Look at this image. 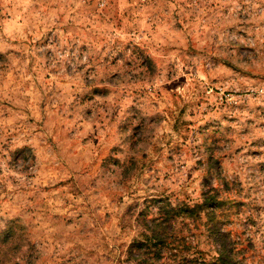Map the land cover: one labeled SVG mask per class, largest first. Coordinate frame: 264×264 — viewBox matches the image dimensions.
Masks as SVG:
<instances>
[{"label": "rangeland", "instance_id": "rangeland-1", "mask_svg": "<svg viewBox=\"0 0 264 264\" xmlns=\"http://www.w3.org/2000/svg\"><path fill=\"white\" fill-rule=\"evenodd\" d=\"M208 196L183 253L264 264V0H0L13 264H133L143 221Z\"/></svg>", "mask_w": 264, "mask_h": 264}, {"label": "trees", "instance_id": "trees-1", "mask_svg": "<svg viewBox=\"0 0 264 264\" xmlns=\"http://www.w3.org/2000/svg\"><path fill=\"white\" fill-rule=\"evenodd\" d=\"M220 202L216 196H208L200 203L162 206L155 217L143 221L141 238L130 242L126 260L133 264H248L237 258L222 234L214 240V255L208 259L197 252L194 256L183 253V233L193 236L200 219L213 216ZM13 241L12 227L0 234V264H13L9 254Z\"/></svg>", "mask_w": 264, "mask_h": 264}, {"label": "built area", "instance_id": "built-area-1", "mask_svg": "<svg viewBox=\"0 0 264 264\" xmlns=\"http://www.w3.org/2000/svg\"><path fill=\"white\" fill-rule=\"evenodd\" d=\"M144 1V0H143Z\"/></svg>", "mask_w": 264, "mask_h": 264}]
</instances>
